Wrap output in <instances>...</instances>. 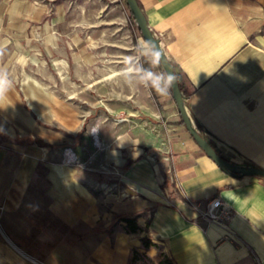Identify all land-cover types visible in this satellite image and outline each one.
<instances>
[{
  "label": "crops",
  "instance_id": "crops-1",
  "mask_svg": "<svg viewBox=\"0 0 264 264\" xmlns=\"http://www.w3.org/2000/svg\"><path fill=\"white\" fill-rule=\"evenodd\" d=\"M137 2L199 131L230 163L264 170V0ZM8 76L1 217L47 249L42 264H130L142 237L173 264H264V180L222 172L180 124L171 92L111 84L105 97L94 84L95 106L77 109ZM213 198L232 210L227 223L201 219ZM123 218L140 230L125 232Z\"/></svg>",
  "mask_w": 264,
  "mask_h": 264
},
{
  "label": "rangeland",
  "instance_id": "rangeland-1",
  "mask_svg": "<svg viewBox=\"0 0 264 264\" xmlns=\"http://www.w3.org/2000/svg\"><path fill=\"white\" fill-rule=\"evenodd\" d=\"M141 42L120 0H0V68L18 84H39L42 96L51 93L61 103L71 98L77 109L95 106L94 84L104 85L105 97L111 84L127 93L116 73ZM16 220L0 211V264H42L47 249ZM8 236L26 248H16ZM150 250L140 252L136 264H158L166 255L158 243Z\"/></svg>",
  "mask_w": 264,
  "mask_h": 264
},
{
  "label": "water",
  "instance_id": "water-1",
  "mask_svg": "<svg viewBox=\"0 0 264 264\" xmlns=\"http://www.w3.org/2000/svg\"><path fill=\"white\" fill-rule=\"evenodd\" d=\"M127 7L130 11L132 18L138 29L140 30L144 42L150 43L161 53V67L165 74L172 72L175 75L172 64L165 57L161 48L159 39L155 37L146 23V19L136 0H125ZM176 77V76H175ZM172 98L176 104V108L181 117L184 127L190 137L194 140L196 145L202 152L225 174L231 177H257L264 179V170L251 166L235 165L224 159L218 152L211 146L207 139L195 127L191 120L185 105L184 97L179 89L178 81L176 78V85L171 89Z\"/></svg>",
  "mask_w": 264,
  "mask_h": 264
},
{
  "label": "clouds",
  "instance_id": "clouds-1",
  "mask_svg": "<svg viewBox=\"0 0 264 264\" xmlns=\"http://www.w3.org/2000/svg\"><path fill=\"white\" fill-rule=\"evenodd\" d=\"M142 60H146L151 67H144ZM160 63L161 53L150 43L141 42L136 54L125 58L123 70L116 73V76L129 86L143 85L161 96H167L176 85V77L172 72L165 74L154 71L153 68ZM11 84L7 72L0 69V98L4 97Z\"/></svg>",
  "mask_w": 264,
  "mask_h": 264
},
{
  "label": "trees",
  "instance_id": "trees-1",
  "mask_svg": "<svg viewBox=\"0 0 264 264\" xmlns=\"http://www.w3.org/2000/svg\"><path fill=\"white\" fill-rule=\"evenodd\" d=\"M120 1H121V2L124 4V6H125V9H126L127 14H128V18H129V20H130L131 25L133 26V29L135 30L136 34L142 39V36H141L140 30H139L138 27L136 26V24H135V22H134V19L132 18L131 14H130V11H129L128 7H127V4H126L125 0H120ZM136 1H137V0H136ZM137 3H138V2H137ZM141 63L144 65V67H151V65H149V64L147 63L146 60H142ZM157 67L159 68V70H160L162 73H164V71H163V69H162V67H161L160 64H159V66H157ZM175 76H176V74H175ZM176 78H177V81H178L179 89H180V91H181V93H182V95H183V97H184L185 94H186V91H185V89L183 88V86H182V84L180 83V81H179V79H178L177 76H176ZM170 92H171V91H170ZM179 117H180V115H179ZM191 120H192V118H191ZM192 121H193V120H192ZM193 123H194V122H193ZM180 124H182V125L184 126V123L182 122L181 117H180ZM194 124H195V127H196L198 130H200L199 127H198V125H197L196 123H194ZM184 128H185V127H184ZM201 134L204 136V134H203L202 132H201ZM204 137H205V136H204ZM205 138H206V137H205ZM206 139H207V138H206ZM207 141H208V140H207ZM43 145L46 146V147H50V146L47 145V144H43ZM260 179H261V178H260ZM262 180H264V179H262ZM165 184H166V181H165V183L161 186V188H164ZM170 185H171V186H174V183L171 182ZM122 222L124 223V230H125V232H127V233L134 234V233H137V232L140 230V228H139L138 225L136 224V220H135L134 218H123V219H122ZM147 226H148V224H146V227H147ZM140 242H141V247H142L143 251H147V250L150 249V247H153V246H156V245H157V243H156L154 240H152V239H150V238H147V237H142V238L140 239ZM139 253H140V251H138V250H133V251H132L130 264H136L137 257H138V255H139ZM158 264H173V263H172V260H171L169 257H167L166 255H164L163 253H161V254H160V258H159V262H158Z\"/></svg>",
  "mask_w": 264,
  "mask_h": 264
},
{
  "label": "built area",
  "instance_id": "built-area-1",
  "mask_svg": "<svg viewBox=\"0 0 264 264\" xmlns=\"http://www.w3.org/2000/svg\"><path fill=\"white\" fill-rule=\"evenodd\" d=\"M68 158L71 159L72 155H68ZM72 162H75L74 158L72 159ZM232 216V210L227 205L223 204L218 198L209 200L205 209L200 214L201 219L207 224H225L232 218Z\"/></svg>",
  "mask_w": 264,
  "mask_h": 264
}]
</instances>
